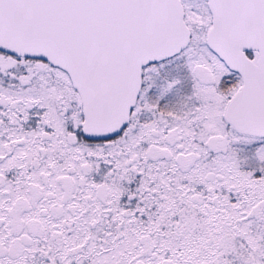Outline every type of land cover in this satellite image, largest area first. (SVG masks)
<instances>
[{
    "label": "snow or ice",
    "instance_id": "1",
    "mask_svg": "<svg viewBox=\"0 0 264 264\" xmlns=\"http://www.w3.org/2000/svg\"><path fill=\"white\" fill-rule=\"evenodd\" d=\"M0 264H264V0H0Z\"/></svg>",
    "mask_w": 264,
    "mask_h": 264
}]
</instances>
